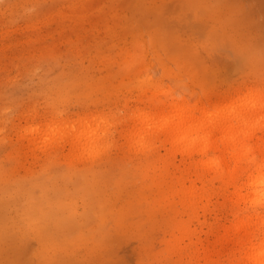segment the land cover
<instances>
[{"label": "rangeland", "instance_id": "rangeland-1", "mask_svg": "<svg viewBox=\"0 0 264 264\" xmlns=\"http://www.w3.org/2000/svg\"><path fill=\"white\" fill-rule=\"evenodd\" d=\"M260 90L264 0H0V264H245L231 227L264 236V187L244 186L264 121L253 164L129 135L140 112Z\"/></svg>", "mask_w": 264, "mask_h": 264}, {"label": "bare ground", "instance_id": "bare-ground-1", "mask_svg": "<svg viewBox=\"0 0 264 264\" xmlns=\"http://www.w3.org/2000/svg\"><path fill=\"white\" fill-rule=\"evenodd\" d=\"M234 95V94H233ZM229 97L226 102H221L215 108L199 105V101H185L173 103L171 107L161 106L158 113L140 112L135 114L136 121L129 137L141 146L149 147L158 142V138L183 154H193L202 151L207 155L208 150L220 148L227 150L240 163L253 164L256 161L249 135L255 136L260 124L264 121V105L261 103L263 91L253 93L239 92L237 96ZM215 109V110H214ZM69 129V128H68ZM68 129H65L66 132ZM95 130L83 124L76 130V144L81 152L86 150V142L90 143L96 138ZM221 134V140H216V134ZM157 140V141H156ZM222 159H204L200 161L203 173L209 169H217L222 164ZM249 183L244 185L251 190L252 198L261 195L264 187V164L254 166ZM244 186L237 192L238 197H243ZM251 197V195H250ZM262 218L240 219L231 228L238 236H243L248 246L243 261L245 264H260L264 260V236L260 242L254 243L256 234L261 230Z\"/></svg>", "mask_w": 264, "mask_h": 264}, {"label": "snow or ice", "instance_id": "snow-or-ice-1", "mask_svg": "<svg viewBox=\"0 0 264 264\" xmlns=\"http://www.w3.org/2000/svg\"><path fill=\"white\" fill-rule=\"evenodd\" d=\"M261 103H262V105H264V95H262V97H261ZM258 203H259L261 211H264V197H262L258 201ZM261 255L264 256V252H262ZM260 264H264V260H261Z\"/></svg>", "mask_w": 264, "mask_h": 264}]
</instances>
